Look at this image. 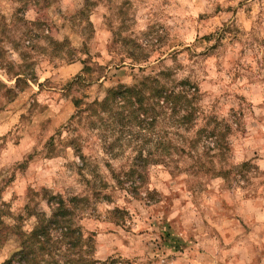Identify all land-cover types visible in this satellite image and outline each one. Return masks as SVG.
Wrapping results in <instances>:
<instances>
[{"label": "clouds", "instance_id": "obj_1", "mask_svg": "<svg viewBox=\"0 0 264 264\" xmlns=\"http://www.w3.org/2000/svg\"><path fill=\"white\" fill-rule=\"evenodd\" d=\"M0 264H264V0H0Z\"/></svg>", "mask_w": 264, "mask_h": 264}]
</instances>
